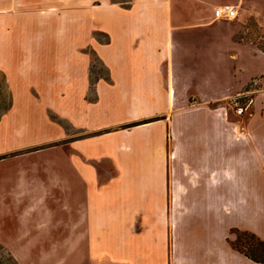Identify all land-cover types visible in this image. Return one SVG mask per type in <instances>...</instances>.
<instances>
[{
    "label": "crops",
    "instance_id": "0c3cea01",
    "mask_svg": "<svg viewBox=\"0 0 264 264\" xmlns=\"http://www.w3.org/2000/svg\"><path fill=\"white\" fill-rule=\"evenodd\" d=\"M75 1L79 7L74 11L83 23L91 0H70ZM12 4L18 12L11 11ZM22 4L0 0V72L12 93L11 109L0 117V151L9 145L3 138L5 126L30 89L25 68L34 64L23 59L27 46L20 30L27 15L19 8ZM223 5L234 6L241 18L255 16L264 33V0H99L91 10L113 8L119 18L114 31L104 28L110 42L95 45L109 77L94 82L92 101L85 100L89 56H74L75 49L89 46V27L67 33L68 39H76L58 50L56 42L40 47L55 58L65 51V60L45 64H65L66 84L76 80L78 89V102L65 115L69 177L72 184L78 179L84 186L82 198L74 195L73 187L66 196L70 220L65 242L73 264L87 258L98 264H263L252 262L229 240L232 228L245 230V195L256 194L257 181L264 180V104L242 126L222 106H211L233 93L206 96L201 89L202 80L210 89L216 84L218 48L241 44L231 38L238 25L210 31L209 46L187 42L191 30L201 35L202 27L217 23L214 10ZM53 16L58 14L45 15L48 24ZM12 29L18 34L11 41ZM242 45L264 62L257 42ZM255 76L253 101L264 103V65L241 87ZM256 115L258 127L253 123ZM143 120L149 121L125 126ZM258 162L261 173L249 171ZM138 217L146 229L138 228ZM247 228L264 239L258 225ZM82 242L86 252H75Z\"/></svg>",
    "mask_w": 264,
    "mask_h": 264
},
{
    "label": "rangeland",
    "instance_id": "374dc122",
    "mask_svg": "<svg viewBox=\"0 0 264 264\" xmlns=\"http://www.w3.org/2000/svg\"><path fill=\"white\" fill-rule=\"evenodd\" d=\"M96 3H99V0H91L90 4L85 6L90 11L89 15L84 14L83 23L82 16H78L74 11L79 7L76 1L71 3L70 0H23L22 7H19L27 15L26 27L20 30L21 36L25 35L22 39L27 46L23 59L34 64L25 68L26 80L30 85L29 92L22 94L18 110L10 116L3 133L5 145H9L0 151V264H73L72 256L67 255L70 245L65 242L66 225L70 220V213L66 209V196L71 193L73 187L74 195L82 198L84 186L78 179H74L72 184L69 177L72 167L67 158L71 155V148L66 143L65 115L68 109L76 106L78 101L75 93L78 89L74 86L76 80L66 84L65 64L59 62L56 67L45 64L50 59L65 60V51H58L55 58V53L40 47H49L56 42L58 50L70 42L71 38L66 37L67 33H83L85 28L89 27L92 32L89 46L75 49L74 56L77 52H84L89 56L90 66L93 64L91 70L90 66L88 68L89 86L85 92V100H94V82L99 78L109 77L107 68L97 56L95 45L110 42L109 31L104 28L114 31L119 18L118 10L113 8L91 10L97 8ZM39 9L41 16L37 15ZM11 11L18 12L17 4L11 5ZM49 13L58 14L57 17H51L52 24H48L49 18H45ZM92 15H95V19ZM69 19H78L80 22L77 23L76 20L71 23ZM40 21L42 22L39 23ZM215 21L217 23L211 26L202 27L201 35H194V30H191L187 42L191 40V43L209 46L213 43L210 31H225L229 26L238 25L231 38L241 44L230 50L226 47L218 48L217 72L213 76L217 79L216 84L210 89L209 83L202 80L201 89L206 96L222 92L233 93L225 99L212 102L211 106H222L230 117L245 126L253 111L264 103L261 99L253 101L258 88V76L249 79L242 87L241 85L249 74L262 67L264 62L242 44L253 40L259 45H264V33L259 28L255 16L241 18L238 14L232 19ZM40 29L41 34L36 35L35 31ZM17 34V30L12 29L11 41L17 39ZM73 39L75 40L76 36ZM11 106L12 93L6 84L5 74L0 72V113L7 107V110H10ZM126 112L125 108L121 109L122 114H127ZM253 118L254 125L258 127V116ZM261 167V162L252 163L249 171L257 170L261 173ZM257 182V193L245 195V230L248 231L251 230L247 225H258L264 231V180ZM41 199H45L44 205L40 204ZM137 219L138 228L146 229V222L142 223L141 217ZM83 227L84 225L80 229ZM130 228L127 224V229ZM139 230L134 229L133 232L137 233ZM230 238L229 242L237 250H245L250 241L242 234L237 237L236 233H232ZM77 246L75 245V252H86L85 242L78 248ZM83 264L98 263L87 258L83 260Z\"/></svg>",
    "mask_w": 264,
    "mask_h": 264
},
{
    "label": "trees",
    "instance_id": "16d2710c",
    "mask_svg": "<svg viewBox=\"0 0 264 264\" xmlns=\"http://www.w3.org/2000/svg\"><path fill=\"white\" fill-rule=\"evenodd\" d=\"M257 45L260 49L264 50V45H259L258 43H257ZM92 67H93V64H91L90 70L92 69ZM246 89L247 88H244V90H246ZM7 109H8V107L5 108V110H7ZM5 110H3L0 113V117L4 113ZM149 120L132 122V123H129L125 126H131V125H135L138 123L147 122ZM231 232L236 233L237 237L239 234H242L246 238L250 239V241L245 246V250L238 248L239 251L243 252L246 256H248L249 258H251L252 260H254L256 262H264V239H261L254 232H251L248 230H240L238 228H232Z\"/></svg>",
    "mask_w": 264,
    "mask_h": 264
},
{
    "label": "built area",
    "instance_id": "2783aa9c",
    "mask_svg": "<svg viewBox=\"0 0 264 264\" xmlns=\"http://www.w3.org/2000/svg\"><path fill=\"white\" fill-rule=\"evenodd\" d=\"M237 15V10L232 5L218 6L214 10V16L217 19H231Z\"/></svg>",
    "mask_w": 264,
    "mask_h": 264
}]
</instances>
